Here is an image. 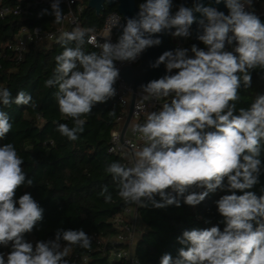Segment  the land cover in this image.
Segmentation results:
<instances>
[{
	"label": "clouds",
	"instance_id": "obj_1",
	"mask_svg": "<svg viewBox=\"0 0 264 264\" xmlns=\"http://www.w3.org/2000/svg\"><path fill=\"white\" fill-rule=\"evenodd\" d=\"M60 3L52 0L51 11L39 15H53L60 24ZM221 3L227 14L212 6L213 0H193L174 12L173 0H143L135 16L114 19L100 40L94 28L77 24L57 37L63 51L44 82L56 89L61 116L72 121L71 127L56 123V131L75 142L93 107L117 95L118 62H136L147 49L161 45L164 34L187 39L195 31L205 46L165 51L149 65L156 69L163 64L166 74L140 85L139 92L142 101L161 102L160 107L143 124L131 126L142 146L127 154V163L111 161L104 168L126 205L180 207L183 197L184 204L194 207L218 189L227 193L215 201L223 230H184L176 238L184 246L178 256L165 253L159 264H264V194L251 191L264 173V94L249 107L236 103L241 87L251 86L253 71H264V22L255 13L254 0H214ZM114 28L120 30L115 43ZM86 44L98 51L86 52ZM12 105L37 108L30 93L20 90L13 96L0 86V139L12 130L4 111ZM108 115L115 117V110ZM23 164L13 143L0 146V248L10 249L0 251V264H71L73 248L90 251L93 238L83 229L58 228L51 239H26L43 220L44 209L30 193L16 198L18 188L33 184L26 180ZM98 195L105 203L113 201L108 185ZM132 264H139L134 255Z\"/></svg>",
	"mask_w": 264,
	"mask_h": 264
},
{
	"label": "trees",
	"instance_id": "obj_2",
	"mask_svg": "<svg viewBox=\"0 0 264 264\" xmlns=\"http://www.w3.org/2000/svg\"><path fill=\"white\" fill-rule=\"evenodd\" d=\"M3 3L15 4L17 1L4 0ZM81 3L83 27L100 28L105 15L116 10L115 7H106L96 16L93 10L87 8V0H81ZM44 9L50 12L51 6L37 4L27 16L0 20V51L3 55L0 58V86L7 87L13 96L24 90L32 95L37 104L36 109L24 105L5 108L13 127L0 139V146L14 144L24 160L22 167L26 180H33L31 186L25 184L17 189L16 198L30 193L44 209L43 220L31 234L26 235V239L33 243L51 239L58 228L83 229L90 236L97 234L108 237L116 232L111 225L112 219L124 208L122 200L116 194V186L104 171L107 162H121L119 157L107 152L110 132L116 126L114 120L120 111L118 94L106 103L95 105L92 114L87 117L85 131L80 138L75 142L68 141L56 131V123H67L71 127L72 121L61 116L54 97L56 89L44 86L55 69V57L63 48L56 41L48 43L33 40L22 59L16 61L3 47L7 42L14 41L22 26L28 29L39 27L42 30L57 26L53 15H39ZM61 9L64 11L63 7ZM260 19L264 22L263 17ZM198 47L205 48L201 42ZM84 50L98 51L87 44ZM259 94H264V71L257 69L252 73L251 86L247 89L241 87L237 107H249ZM112 109L116 112L115 117L108 115ZM104 185H108L113 194L111 203H105L104 198L98 195ZM262 190L264 173L261 174L259 183L251 189L258 196L264 194ZM167 191L171 192V189ZM224 194L227 193L218 189L194 207L184 204L183 197H180V207H139L140 232L133 251L139 264H159L165 253L176 258L179 249L184 247L176 238L184 230L212 226H219L223 230L225 224L223 217L217 212L215 201ZM156 199L159 200L160 197L157 196ZM9 250L0 248L4 252ZM72 251L79 257H86V262L75 264H126L124 261L110 259L108 247L99 249L93 239L90 251L79 247H74Z\"/></svg>",
	"mask_w": 264,
	"mask_h": 264
},
{
	"label": "built area",
	"instance_id": "obj_3",
	"mask_svg": "<svg viewBox=\"0 0 264 264\" xmlns=\"http://www.w3.org/2000/svg\"><path fill=\"white\" fill-rule=\"evenodd\" d=\"M16 1L17 3L15 4H5L3 3L4 0H0V20L8 17L27 16L30 14L31 8L37 4H46L51 6L52 3V0ZM60 6L64 8V19L60 24L50 28L49 30H42L39 27L28 29L26 26H22L18 34L15 36L14 41L7 42L3 46L14 56L16 61H20L22 59L23 54L31 41L35 40L38 42L48 43L53 42L57 40V37L61 32L71 31L77 24L83 27L81 25V14L83 11V4L81 3V0H61ZM254 9L256 15L259 18H264V0H254ZM114 19L122 20L121 15L116 10H113L105 15L101 27L95 29V32L93 33L97 40H100L103 37L105 30L111 26ZM117 30L119 29L114 28L112 30L113 43L116 42L118 37ZM171 44L172 50L177 47L190 49V46L185 45L183 42L181 44L178 38H173ZM87 45L96 49L91 44ZM2 56V52L0 51V58ZM137 63L138 60L134 63L125 64H120L118 62L117 67L121 69L125 66H135ZM116 87L120 111L114 120L116 126L110 132V140L107 152L119 157L122 163H127V154L131 152L134 147L138 148L142 146V141L139 139V135H134L131 132V126L137 123L143 124L148 113L158 110L161 102L154 100L142 101L139 88L133 91L130 87L126 86V84L121 79L117 82ZM132 94L135 95L132 115L122 141H120V130L126 118L127 109ZM141 104L143 105V110L138 108V105ZM123 204V211L116 214L111 221V225L116 232L108 237H101L97 234H93L92 238L99 249L104 250L106 247H108L110 259L124 261L126 264H132V258L134 255L133 251L140 232V220L138 215L139 207H136L135 205H126L124 202ZM68 259L71 261V264H75L76 262H86V257H79L73 251Z\"/></svg>",
	"mask_w": 264,
	"mask_h": 264
},
{
	"label": "water",
	"instance_id": "obj_4",
	"mask_svg": "<svg viewBox=\"0 0 264 264\" xmlns=\"http://www.w3.org/2000/svg\"><path fill=\"white\" fill-rule=\"evenodd\" d=\"M190 1L193 2V0ZM203 2L208 3L209 0H203ZM184 3L185 0H182L183 5ZM86 6L87 8L93 10L96 16H99L105 10L106 7H115L116 11L121 15L122 20L126 17H133L138 12V8L135 5V0H87ZM212 6L217 7L219 11H223L225 14L228 13V9L223 3H221L220 5H215L213 0ZM195 28L196 25L194 24L193 29L195 30ZM119 34L120 30H117V35ZM169 38L170 35L168 34L162 35V44L147 49L138 59L137 65L125 66L120 69L121 80L126 84V86L130 87L133 91H135L136 89L140 88V85L146 84L147 82L153 79H158L166 74L163 64H161L160 67L156 69L151 68L149 65L154 62L163 52L172 50V44L170 43ZM178 39L182 44L184 38ZM191 40L193 44L197 45L198 40L196 39L195 31L193 32ZM134 100L135 95L132 94L127 109V115L120 130V141H122L127 126L130 122Z\"/></svg>",
	"mask_w": 264,
	"mask_h": 264
},
{
	"label": "flooded vegetation",
	"instance_id": "obj_5",
	"mask_svg": "<svg viewBox=\"0 0 264 264\" xmlns=\"http://www.w3.org/2000/svg\"><path fill=\"white\" fill-rule=\"evenodd\" d=\"M141 2H143V0H135V5H136L137 8H138L139 3H141ZM180 4H182V0H173V5H174V7H173V12L176 10V8H177ZM192 4H193L192 1H190V0H185V3H184L185 6H191ZM205 4H207V3H205ZM169 40H170V43H172L173 37L170 36ZM182 42H183L185 45H188V46H190V47H191V45L193 44L191 38H187V39L184 38ZM199 44H200V41H198L197 46H198Z\"/></svg>",
	"mask_w": 264,
	"mask_h": 264
}]
</instances>
